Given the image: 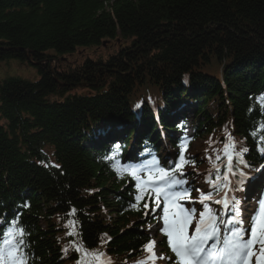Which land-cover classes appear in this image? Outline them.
I'll list each match as a JSON object with an SVG mask.
<instances>
[{"label":"trees","instance_id":"16d2710c","mask_svg":"<svg viewBox=\"0 0 264 264\" xmlns=\"http://www.w3.org/2000/svg\"><path fill=\"white\" fill-rule=\"evenodd\" d=\"M103 40L114 45L105 59L64 63ZM8 58L27 59L37 72L0 78V246L9 229L23 227L28 264H76L73 236L104 253L102 264L146 261L154 199L135 201L122 148L88 146L97 124L136 119L133 102L142 111L153 105L164 129L173 126L161 110L193 102L191 143H202L189 154L166 134L172 154L159 163L168 171L183 152L181 171L194 177L223 156L230 133L238 170L264 166V0H0V63ZM184 76L192 83L185 99L166 97Z\"/></svg>","mask_w":264,"mask_h":264},{"label":"snow or ice","instance_id":"6c2138e0","mask_svg":"<svg viewBox=\"0 0 264 264\" xmlns=\"http://www.w3.org/2000/svg\"><path fill=\"white\" fill-rule=\"evenodd\" d=\"M261 140L264 141V136ZM234 147V144L225 145L228 163L223 177V186L213 184L211 191L193 188L186 179L181 171L187 163L183 152L179 155V163H175L171 171L164 167H157L155 174L150 172L147 180H141L136 175L135 169L130 173L135 178L136 187L140 193L135 195V201L139 202L147 196L149 199H154L153 211L162 207L163 227L161 228L159 223L155 227L167 236L168 245L175 254L171 257L175 260V264H252L253 257H255V264H264V199L258 198L261 210L259 216L247 217L242 216L239 202L235 198L230 199V185L234 188L247 181L248 188H256L259 182L264 181V170L257 169L258 175L252 177H249L243 169L237 171L229 151ZM242 151L247 152L248 149L244 148ZM260 151L264 156V148ZM236 159L243 163L239 154ZM243 167L249 166L243 164ZM177 172L180 173L179 176L176 175ZM236 176L239 179L233 184L230 177ZM217 179L219 180V177ZM192 191L200 192L198 201L193 200ZM213 192H217L222 198L214 199ZM184 201H187L189 206L186 207ZM210 201L225 209L231 207L230 219L226 222L221 221L218 213H214L209 206ZM196 203L202 206L203 210L198 211L196 206H192ZM132 206L136 207L135 204ZM144 208H148L147 203L144 204ZM156 215L159 217L158 212ZM224 223L230 227L222 228L221 225ZM25 243L23 227L9 229L8 236L3 240V246H0V261H3V264H28L29 256L22 248ZM155 244V241L150 240L145 245V250L151 253L150 259L156 255ZM93 255L99 261L104 253ZM160 259L168 264L170 258L162 256ZM139 264H146V262L142 260Z\"/></svg>","mask_w":264,"mask_h":264},{"label":"rangeland","instance_id":"374dc122","mask_svg":"<svg viewBox=\"0 0 264 264\" xmlns=\"http://www.w3.org/2000/svg\"><path fill=\"white\" fill-rule=\"evenodd\" d=\"M113 50H114L113 49V43H112V41L108 40L107 42L104 43V45L101 44L100 46L94 47V49L87 48V47L86 48H81L80 50H77L76 52H73L74 54L72 53V55L66 56L63 59V61H64V63H73V62L82 61L84 58H87V57H89V58L97 57V58L105 59L108 55L112 54ZM11 61H12L13 68L11 66L5 65V63H3L4 64L3 66L2 65L0 66V76L3 75V72L5 74L9 70L10 72L7 75H5V76H18V77H21V78H24V79H35L37 77V72H36V70L34 69L33 66H31V65H29L27 63V64H24L25 66L23 68V66L21 65L23 63V61H19V60H16V59H13ZM50 65L52 67L53 63H51ZM191 84H192L191 82L181 81V77H180V78H178L177 80L173 81L171 84H169L167 86L168 90H165V94L168 97H171V98H174V99L180 98V99L184 100L185 96H183V95L185 94V92H187V93L189 92L188 88L191 86ZM177 87H179L180 90H178ZM199 89L200 88L198 86L193 85V92L194 93H198ZM140 91H142V89H140ZM189 95H191V94H189ZM184 101H189V100L185 99ZM182 109H183V111H181V112H179V111L175 112V114H176L175 119L180 118L179 120H181L183 113L185 114L184 116L187 117L188 110L185 108L184 105H183ZM105 112L106 111H104V113ZM160 114L162 116L163 115H167V113L164 110H161ZM87 117L88 116H86V118H85L86 121H87ZM188 120H189V118H188ZM155 121L157 122L156 119H155ZM86 123H87L88 126H90L88 121ZM174 123L175 122L173 121L171 123V125H174ZM134 125H135V130H136L137 135H142L145 132L144 131V127H145V125H147V123H145V125H141V123L136 121L134 123ZM156 127H158V126H156ZM185 129H187L185 131V133H186V132H188L189 127H186ZM151 131H152V133L150 135L154 136L156 128L154 126L151 127ZM168 133L173 138H177L179 136V134H180V132H178L177 129H172V131H169ZM109 137H111V136H109ZM196 148H197V145H195L193 149H196ZM139 177L140 178L141 177L144 178L143 173H140ZM144 179L147 180L146 178H144ZM144 179H142V180H144ZM155 226H156V223L151 225L150 228L152 230H154ZM154 251L156 253L155 257H159L160 255H159L158 249L154 248Z\"/></svg>","mask_w":264,"mask_h":264},{"label":"bare ground","instance_id":"6f19581e","mask_svg":"<svg viewBox=\"0 0 264 264\" xmlns=\"http://www.w3.org/2000/svg\"><path fill=\"white\" fill-rule=\"evenodd\" d=\"M13 59H14V58H12V59H11V58L6 59L5 61H3V62L0 63V66H1V65L3 66V65H4L3 63H5V65H7V66H11V67L13 68L12 61H11V60H13ZM22 61H23V63H22L21 65H22L23 68H24V66H25L24 64L29 63V60L25 59V60H22ZM9 68H10V67H9ZM9 72H10L9 70H8L7 73H5V74H4V72H3V76L7 75ZM8 77H9V76H8ZM1 87H2V86H0V89H1ZM177 89L180 90L179 87H177ZM138 90H139L138 88H136V87L134 88V91H138ZM165 95H166V94H165ZM166 97H168V96L166 95ZM170 99H171V98H170ZM128 102L131 103V100L129 99V97H128ZM131 104H132V103H131ZM154 117H155V115H154ZM246 183H247V182H246ZM237 198H238V197H237ZM237 198H235V199L238 201Z\"/></svg>","mask_w":264,"mask_h":264}]
</instances>
